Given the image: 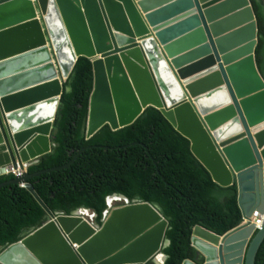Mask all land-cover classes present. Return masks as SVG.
Here are the masks:
<instances>
[{
	"label": "water",
	"instance_id": "obj_1",
	"mask_svg": "<svg viewBox=\"0 0 264 264\" xmlns=\"http://www.w3.org/2000/svg\"><path fill=\"white\" fill-rule=\"evenodd\" d=\"M257 1L264 11V0ZM258 38L251 0H0V178L9 167L38 164L52 152L65 84L79 58H87L94 78L88 139L104 126L128 127L155 108L190 142L215 184L236 186L240 226L222 237L195 228L196 260L183 264H255L264 242V220L257 231L252 221L264 217ZM130 50L132 59L125 55ZM214 74L216 80L202 88L207 90L188 89ZM83 152L65 166L0 185L24 184L46 214L39 229L1 251L0 264H155L169 247V224L159 207L139 198L110 197L125 206L94 230L76 218L77 211H49L30 181L70 168ZM195 230L220 244L195 238Z\"/></svg>",
	"mask_w": 264,
	"mask_h": 264
},
{
	"label": "trees",
	"instance_id": "obj_2",
	"mask_svg": "<svg viewBox=\"0 0 264 264\" xmlns=\"http://www.w3.org/2000/svg\"><path fill=\"white\" fill-rule=\"evenodd\" d=\"M259 29L256 64L264 77V11L251 0ZM92 63L79 58L65 84L51 133L54 149L29 174L73 165L30 181L52 214L69 216L78 210L96 215L101 225L106 200L120 195L159 207L169 224L163 250L165 264L195 262L191 248L195 228L222 237L242 223L236 186L215 184L208 171L190 151V142L179 134L155 108H148L130 126L112 131L104 126L86 137L89 100L93 91ZM70 88L69 91L66 88ZM139 143L142 145L132 144ZM13 177L0 178V185ZM46 219L43 209L25 189L11 186L0 190V254L39 229ZM255 264H264V242Z\"/></svg>",
	"mask_w": 264,
	"mask_h": 264
},
{
	"label": "bare ground",
	"instance_id": "obj_3",
	"mask_svg": "<svg viewBox=\"0 0 264 264\" xmlns=\"http://www.w3.org/2000/svg\"><path fill=\"white\" fill-rule=\"evenodd\" d=\"M149 45H151V43H149ZM134 53H135L134 50H130V52L126 53L125 55L132 59L133 57H135ZM242 54H244V53L243 52L242 53L238 52L236 55H242ZM138 65L141 68L140 64H138ZM140 68H138V69L142 70ZM216 78H217V75L214 74L213 76H210V79L209 78H205V79H203L200 82H197V83L195 82L194 84H191L188 89H191L192 92H195V94H197L198 91H200V90H202V91L207 90L208 88H206V89H202V88L206 87L210 82L215 81ZM198 89H200V90H198ZM202 91H200V92H202ZM118 202H123V205H121L119 207H124L125 206L124 201L119 199V198H116V199L108 198L107 199V203H108V206L110 208V212L112 210L116 209V208H119V207L116 206ZM258 216H260V215L254 216V218L252 219L253 223L256 226V229H255L256 231L259 230V228L263 224L261 222H257V217ZM76 218L81 220L83 222V224H85L86 226H88L89 228L94 230V228H93L94 225H93V220H92L91 213L85 212L83 210H79V211L76 212ZM194 236H195V238H197V239H199V240H201L203 242H206V243H208V244H210L212 246H218L220 244V242H221V240H218L215 236H213L211 234H208V233H206L204 231H201V230H195ZM74 249H77V247H74ZM163 262H164V257H163L162 254H159L158 256H156L154 258V263L155 264H163Z\"/></svg>",
	"mask_w": 264,
	"mask_h": 264
},
{
	"label": "built area",
	"instance_id": "obj_4",
	"mask_svg": "<svg viewBox=\"0 0 264 264\" xmlns=\"http://www.w3.org/2000/svg\"><path fill=\"white\" fill-rule=\"evenodd\" d=\"M36 164H31V163H28V164H20V163H17L16 164V169L12 168V167H9L6 171V175L5 177H13V178H21L23 176H25L27 173H28V169L32 166H34ZM19 188L21 189H24V184L20 185ZM83 211L85 212H88V213H91L92 215V220H93V225H96V215L88 210H84L82 209ZM110 214V208L107 209L104 213H103V218H102V221H101V224L102 222H104L106 220V218L109 216ZM263 219L264 217L262 216H258L257 217V222H261L263 223ZM100 225V224H98ZM262 227V225H261ZM261 227L259 229H261Z\"/></svg>",
	"mask_w": 264,
	"mask_h": 264
},
{
	"label": "rangeland",
	"instance_id": "obj_5",
	"mask_svg": "<svg viewBox=\"0 0 264 264\" xmlns=\"http://www.w3.org/2000/svg\"><path fill=\"white\" fill-rule=\"evenodd\" d=\"M121 205H123V202H118L116 206L119 207Z\"/></svg>",
	"mask_w": 264,
	"mask_h": 264
}]
</instances>
